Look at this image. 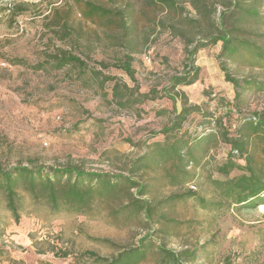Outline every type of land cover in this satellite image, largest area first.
Wrapping results in <instances>:
<instances>
[{
    "label": "rangeland",
    "instance_id": "obj_1",
    "mask_svg": "<svg viewBox=\"0 0 264 264\" xmlns=\"http://www.w3.org/2000/svg\"><path fill=\"white\" fill-rule=\"evenodd\" d=\"M89 1L122 10L126 31L113 22L82 16L83 4L77 0H0L2 5L26 3L23 13L0 14V172L16 166H75L89 172L126 174L132 160L162 140L158 131L184 102L207 114L194 112L187 117L181 129L186 136L207 133L211 117L222 114L225 125L233 129L241 116L227 104L233 102L235 89L220 66V41L195 53L198 79L174 89L185 96L176 100L165 96L170 77L182 71L188 49L205 37L208 21L217 20L224 9L221 4L202 0L197 8L191 0H173L169 8L161 0ZM65 10L70 15L67 29L49 28ZM58 46L111 79L99 81L89 72L50 67L45 63L47 53ZM127 55L132 77L113 66ZM99 61L107 66L101 67ZM39 62L43 67L35 69ZM224 65L234 77L264 80L262 67L241 59L225 60ZM114 82L134 93H147L148 98L120 105L112 93ZM263 108L264 90H247L241 111L247 114ZM228 149L221 142L194 149L198 162L188 163L190 180L184 184H169L161 162L136 173L134 178L148 193L139 196L137 188L129 193L157 205V214L165 213V218L154 215L150 222L142 212L126 208L130 194L122 192L124 187L77 210L53 209L20 185L18 221L0 191V264H103L90 253L114 256L136 246L146 234L151 245L136 264H158V245L176 252L193 251L197 260L192 264H264V204L220 210L202 208L194 198H182L169 207L161 204L168 195L188 189L206 199L216 198L210 179L225 178L215 166Z\"/></svg>",
    "mask_w": 264,
    "mask_h": 264
},
{
    "label": "trees",
    "instance_id": "obj_2",
    "mask_svg": "<svg viewBox=\"0 0 264 264\" xmlns=\"http://www.w3.org/2000/svg\"><path fill=\"white\" fill-rule=\"evenodd\" d=\"M77 1L83 4L80 11L82 16L113 22L123 32L126 31L127 25L122 10L107 8L89 0ZM161 1L169 8L174 5L173 0ZM201 1L191 0L197 8H200ZM213 1L221 4L224 9L217 20L208 21L210 30L205 37L197 39L188 49V61L184 64L182 71L170 77L165 96L172 100L185 96L183 91H174V89L177 86L193 84L198 79L200 67L195 64V53L220 41V66L224 71L225 80L231 82L235 89L233 102L227 104L232 105L235 112L241 114L234 128L231 129L230 124L225 125V114H222L211 117L212 127L207 133H198L193 137L186 136L181 129L187 117L194 112L203 113L205 116L207 114L197 105H188L184 102L173 114L169 124L158 131L162 135V140L153 143L152 149L147 154L132 160L126 169V174L89 172L75 166L47 167L46 169L16 166L0 172V191L4 193L5 206L15 221L19 219L17 188L20 185L34 199L43 198L53 209L68 207L77 210L89 207L96 197L111 196L124 187L122 192L130 194L125 203L130 212H142L146 222L152 221L154 215L165 218V213L155 212L157 205L150 204L146 198H137L133 193H129L132 188H137L136 194L139 196L148 193L134 175L161 162L164 177L169 180V184H184L190 180L186 171L188 163L198 162L193 155V150L218 142L228 144L229 149L224 160L215 166L216 172L225 178L210 179L216 198L206 199L188 189L184 193L168 195L161 199V204L169 207L182 198H194L202 208L213 210L231 207L247 209L264 204V108L247 114L240 109L245 100V92L252 89L264 90V80L234 77L224 65L225 60L241 59L248 65L264 69V0ZM215 3H212L213 6ZM25 6L26 3L22 5L0 3V14L17 15L26 10ZM54 10L58 11L57 8ZM69 18V11L65 10L58 17V21L48 27L59 26L67 29ZM46 57L45 63L54 69L67 66L81 74L89 72L99 81L111 79V77L102 76L101 71L90 69L85 60L65 48L58 46L54 52L47 53ZM130 60L131 57L127 55L125 60L113 66L121 68L132 77L133 69ZM98 63L103 68L107 66L103 61ZM43 65L39 62L34 65V68L40 69ZM112 93L115 98H118L117 103L123 106H130L148 98L147 93H134L130 87L118 82H114ZM166 164L168 167H165ZM232 171L238 173L229 176ZM150 245L151 237L146 234L139 239L136 246L123 249L114 256L101 258L95 253L90 254L103 264H136L145 257ZM157 250L160 253L158 264H192L191 262L197 260L193 251L176 252L164 245H158ZM1 254L2 249H0Z\"/></svg>",
    "mask_w": 264,
    "mask_h": 264
}]
</instances>
